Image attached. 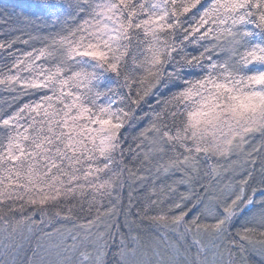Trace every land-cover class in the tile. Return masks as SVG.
Segmentation results:
<instances>
[{"label":"snow or ice","instance_id":"6c2138e0","mask_svg":"<svg viewBox=\"0 0 264 264\" xmlns=\"http://www.w3.org/2000/svg\"><path fill=\"white\" fill-rule=\"evenodd\" d=\"M0 25V61L11 57L0 85L18 98L0 109V203L110 196L126 151L184 184L202 158L245 152L264 137V0H14L0 7ZM32 40L40 46L16 47ZM157 95L162 105L133 151L125 137L138 116L132 106ZM241 183L205 205L212 222L196 216L192 225L222 236L243 220L240 231L264 235V187L248 195L249 180ZM199 203L194 191L183 196L173 223H187ZM106 248L58 255L64 264H105ZM258 251L264 258V241ZM116 255L134 264L136 249L122 241Z\"/></svg>","mask_w":264,"mask_h":264},{"label":"trees","instance_id":"16d2710c","mask_svg":"<svg viewBox=\"0 0 264 264\" xmlns=\"http://www.w3.org/2000/svg\"><path fill=\"white\" fill-rule=\"evenodd\" d=\"M12 2L14 0H0V7ZM3 36L4 33L0 32V38ZM31 45L40 46L39 41L32 40L29 45L18 44L16 47L31 50ZM10 63L11 57L0 61V73L7 74L5 65ZM16 96L0 85V109L17 103L18 98L13 99ZM163 100L164 97L159 95L148 96L139 107L132 106L138 116L125 132V137L133 151L137 145L135 138L155 119L154 109L159 110ZM244 147L245 152L202 158L198 172L193 173L191 180L185 176L187 182L184 184L177 183L179 173L157 176L154 165L145 167L126 151L127 165L121 164L123 176L110 196L86 190L85 195L77 194L71 203L64 200L56 206L32 205L27 195L24 199L5 200L0 203V264H64L58 254L77 259L82 252L95 256V250L105 245L104 250H110L104 257L105 264H117L116 253L122 241L136 249L134 264H205V257L206 264H264L258 251L264 235L240 231L243 220L222 236L203 228L198 231L191 223L196 216H199L201 225L212 222L205 205L214 204L216 198L245 187L242 179L249 180L248 195L252 194V188L264 187L261 184L264 178V137L257 133ZM248 153L252 154L251 157ZM137 170L139 175L133 176L131 173ZM249 172L251 178L247 175ZM192 191L202 203L185 217L187 223L174 224L173 215L180 213L174 204ZM184 203L192 208L197 201L193 198ZM162 213H168L165 220L153 219ZM241 235L248 239L241 240Z\"/></svg>","mask_w":264,"mask_h":264}]
</instances>
